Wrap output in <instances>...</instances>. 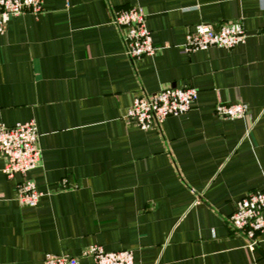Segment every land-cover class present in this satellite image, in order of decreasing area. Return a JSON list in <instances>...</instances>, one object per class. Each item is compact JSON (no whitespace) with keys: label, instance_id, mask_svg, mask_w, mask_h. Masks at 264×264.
<instances>
[{"label":"crops","instance_id":"obj_1","mask_svg":"<svg viewBox=\"0 0 264 264\" xmlns=\"http://www.w3.org/2000/svg\"><path fill=\"white\" fill-rule=\"evenodd\" d=\"M140 6L156 48L129 60L110 13ZM239 21L232 49L182 53L197 23ZM190 86L184 114L140 130L123 115L136 96ZM216 103L245 114L214 115ZM32 120L40 166L35 207L14 200L0 155V264H78L91 245L134 264H264L229 225L235 203L264 187V0H41L0 34V124Z\"/></svg>","mask_w":264,"mask_h":264},{"label":"built area","instance_id":"obj_2","mask_svg":"<svg viewBox=\"0 0 264 264\" xmlns=\"http://www.w3.org/2000/svg\"><path fill=\"white\" fill-rule=\"evenodd\" d=\"M66 1V0H65ZM41 12V0H0V34L10 18ZM146 15L140 6L112 11L110 23L120 31L123 54L129 60L150 57L156 51L146 28ZM246 38L239 21H225L218 25L197 23L185 33L182 53L188 54L209 48L229 50L243 44ZM196 99V90L190 86L165 87L152 94L132 99L123 118L135 123L140 130L157 128L168 117L186 113ZM213 113L219 118L236 119L245 114L241 103H216ZM38 135L32 120L16 123L11 127L0 124V155L4 165L1 170L6 179L19 175L14 200L19 206L35 207L40 193L26 174L41 163ZM230 227L246 240V249L252 251L258 236L264 234V187L249 191L238 200L228 218ZM81 257L90 258L93 264H134L130 251H104L101 247H86ZM41 264H78L75 257L45 255Z\"/></svg>","mask_w":264,"mask_h":264}]
</instances>
